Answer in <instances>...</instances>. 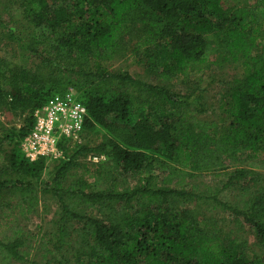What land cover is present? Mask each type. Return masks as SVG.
Returning a JSON list of instances; mask_svg holds the SVG:
<instances>
[{"label": "trees", "instance_id": "trees-1", "mask_svg": "<svg viewBox=\"0 0 264 264\" xmlns=\"http://www.w3.org/2000/svg\"><path fill=\"white\" fill-rule=\"evenodd\" d=\"M250 2L0 0V114L22 117L0 119V224L12 228L0 230V264H264L191 205L220 207L232 232L250 227L264 250V0ZM21 17L31 32L15 30ZM211 38L241 66L220 121L173 83L201 68ZM128 43L158 82L108 64ZM68 87L87 115L78 141L58 140L63 158L43 181L46 158L30 161L20 142L33 110ZM185 168L209 175L202 193L177 179ZM129 171L142 173L138 183L120 184ZM39 193L57 207V235L35 261L18 220Z\"/></svg>", "mask_w": 264, "mask_h": 264}, {"label": "rangeland", "instance_id": "rangeland-1", "mask_svg": "<svg viewBox=\"0 0 264 264\" xmlns=\"http://www.w3.org/2000/svg\"><path fill=\"white\" fill-rule=\"evenodd\" d=\"M225 3L239 5L252 4L250 0H225ZM14 28L17 32L21 31L23 34L33 30L29 27L28 21L24 17H21L16 24H14ZM131 48L132 44L128 43L126 49L123 52L121 51L112 61L108 62V64L113 68L126 70L131 75L145 81L153 83L158 82V79L155 78L154 74L147 71L145 64L132 54ZM222 53V46H220L219 42H216L211 38V41L204 52L205 62L201 65V68L192 71L188 77L173 81L178 90L190 91L193 92L194 95L200 96L199 100L206 106V111L202 114V117L209 120L220 121L217 108L219 105V99L232 79L241 75V66L239 62L234 63L231 61H224L222 59ZM0 119L9 126L17 125L22 122V117L12 115L8 112H2L0 114ZM260 156L264 157V153L262 152ZM1 160L2 156L0 155V161ZM46 160V167L42 173L43 181L49 180L50 175L53 172V166L55 165V161ZM261 172L264 174L263 169H261ZM141 175L142 173L139 172H123L118 176L117 181L120 184L132 186L138 183V178L141 177ZM154 175H156V172ZM177 179H181L184 183L197 184V194L202 193L205 185L211 183L209 175H199L197 172L187 168L183 169V172L180 173ZM153 181L158 183V185H163L159 182V178H153ZM191 205L196 206L194 208L200 212L201 216L215 218V225L212 229L213 234H218L223 237V239L229 244H232L230 240L233 241L234 237H236L235 244H239L244 248L249 256L262 257L264 255V250L258 244L254 230L250 227L243 226L240 231L234 233L231 231L233 228V221L230 215L228 213L224 215H216L220 213V207L210 210L206 205L201 204L200 201H192ZM57 211V207L49 195L40 194V202L35 211L27 215L25 218H19L18 221L19 225L22 227V232L27 236V239L31 243V246L28 249L30 260H41V255L44 251L43 247L45 245L52 248L51 245L56 240L55 238L57 235ZM0 230L5 234L12 233V228L8 226L6 227L2 222L0 224ZM42 241L45 242V244L40 243ZM11 264L29 263L24 261H13Z\"/></svg>", "mask_w": 264, "mask_h": 264}, {"label": "built area", "instance_id": "built-area-1", "mask_svg": "<svg viewBox=\"0 0 264 264\" xmlns=\"http://www.w3.org/2000/svg\"><path fill=\"white\" fill-rule=\"evenodd\" d=\"M87 113L77 99V93L68 87L63 93L55 94L31 113L33 123L20 142V149L30 161L44 157L48 160L63 158L58 147L60 138L79 140V132ZM89 160L98 162L102 155H89Z\"/></svg>", "mask_w": 264, "mask_h": 264}]
</instances>
